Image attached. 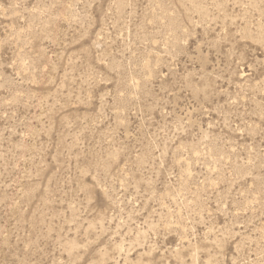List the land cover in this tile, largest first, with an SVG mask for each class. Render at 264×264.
I'll use <instances>...</instances> for the list:
<instances>
[{"label": "rangeland", "instance_id": "1", "mask_svg": "<svg viewBox=\"0 0 264 264\" xmlns=\"http://www.w3.org/2000/svg\"><path fill=\"white\" fill-rule=\"evenodd\" d=\"M0 264H264V0H0Z\"/></svg>", "mask_w": 264, "mask_h": 264}]
</instances>
